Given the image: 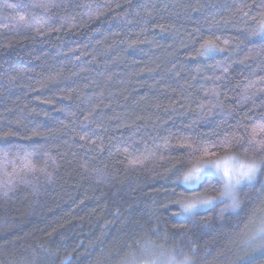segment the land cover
Instances as JSON below:
<instances>
[{
	"label": "trees",
	"instance_id": "obj_1",
	"mask_svg": "<svg viewBox=\"0 0 264 264\" xmlns=\"http://www.w3.org/2000/svg\"><path fill=\"white\" fill-rule=\"evenodd\" d=\"M40 2L0 0V264H264V170L236 212L175 202L182 139L264 124L262 0Z\"/></svg>",
	"mask_w": 264,
	"mask_h": 264
},
{
	"label": "snow or ice",
	"instance_id": "obj_2",
	"mask_svg": "<svg viewBox=\"0 0 264 264\" xmlns=\"http://www.w3.org/2000/svg\"><path fill=\"white\" fill-rule=\"evenodd\" d=\"M35 6L49 8L53 4L51 0H41ZM246 7L250 6L244 5L238 9L244 16L248 15V12L244 10ZM257 7L264 9V0ZM260 15L259 27L254 35L264 36V12ZM217 51H223V49H220L215 41L207 40L202 44L199 55L208 57ZM227 70V68L224 69V71ZM247 135L248 138L245 141V136L238 132H226L219 144L211 145L198 144L188 138L181 140L178 147L188 149L186 155L189 158V165L184 170L177 169L180 191L176 193L175 202L180 207L179 215L191 218L198 215L202 209H214L221 205H223L222 213L229 210L236 212L240 209V192L245 186L251 185L257 175L262 174L264 170V124L253 127ZM237 145L245 153L244 158L232 152ZM218 150L225 154L220 155ZM212 179L217 180L220 188L217 195L209 196L205 191L206 186L217 191L216 186L210 183ZM248 243L254 249H264V223L250 237ZM191 251L193 254L196 253L195 248ZM151 256L149 249H143L141 257L149 258L133 256L127 260L126 264H157V260L151 259ZM163 264H193V261L188 256L177 259L175 255H172Z\"/></svg>",
	"mask_w": 264,
	"mask_h": 264
},
{
	"label": "rangeland",
	"instance_id": "obj_3",
	"mask_svg": "<svg viewBox=\"0 0 264 264\" xmlns=\"http://www.w3.org/2000/svg\"><path fill=\"white\" fill-rule=\"evenodd\" d=\"M253 182H254V181H253ZM253 182H252V183H253ZM202 210H205V209H202ZM202 210H201V211H202ZM184 217H186V216H184ZM163 262H164V261L160 260L157 264H163Z\"/></svg>",
	"mask_w": 264,
	"mask_h": 264
}]
</instances>
